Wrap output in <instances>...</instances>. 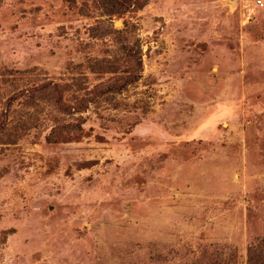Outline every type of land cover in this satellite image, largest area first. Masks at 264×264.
Instances as JSON below:
<instances>
[{
  "label": "rangeland",
  "instance_id": "rangeland-1",
  "mask_svg": "<svg viewBox=\"0 0 264 264\" xmlns=\"http://www.w3.org/2000/svg\"><path fill=\"white\" fill-rule=\"evenodd\" d=\"M255 253L264 4L0 0V264Z\"/></svg>",
  "mask_w": 264,
  "mask_h": 264
},
{
  "label": "trees",
  "instance_id": "trees-1",
  "mask_svg": "<svg viewBox=\"0 0 264 264\" xmlns=\"http://www.w3.org/2000/svg\"><path fill=\"white\" fill-rule=\"evenodd\" d=\"M253 252H255L254 250H252V253ZM251 253V254H252ZM250 254V258H249V260H250V264H259V262H257V261H260V259H261V255L260 254H258V253H255V254H253V255H251ZM261 264H264V261L263 262H261Z\"/></svg>",
  "mask_w": 264,
  "mask_h": 264
},
{
  "label": "built area",
  "instance_id": "built-area-1",
  "mask_svg": "<svg viewBox=\"0 0 264 264\" xmlns=\"http://www.w3.org/2000/svg\"><path fill=\"white\" fill-rule=\"evenodd\" d=\"M257 3H258L259 5H263V4H264L263 0H257Z\"/></svg>",
  "mask_w": 264,
  "mask_h": 264
}]
</instances>
